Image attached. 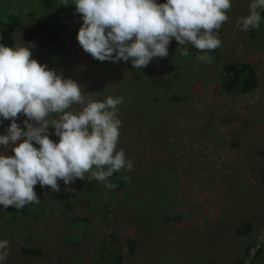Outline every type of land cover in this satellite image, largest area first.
Returning a JSON list of instances; mask_svg holds the SVG:
<instances>
[{
	"label": "rangeland",
	"instance_id": "obj_1",
	"mask_svg": "<svg viewBox=\"0 0 264 264\" xmlns=\"http://www.w3.org/2000/svg\"><path fill=\"white\" fill-rule=\"evenodd\" d=\"M251 2L231 0L218 32L221 45L207 53L215 62L198 60V50L172 39L166 59L135 69L131 59L101 62L83 51L74 0L67 6L51 0V9L40 0H0V30L8 16L20 19L10 32L13 48L35 45L32 59L81 85L86 100L124 98L117 106V150L133 163L114 173L122 186L108 178L113 189L86 173L69 185L58 181L59 192L38 183V204L13 213L0 205V240L10 245L2 264H264V10L258 9L257 29L237 27ZM35 23H62L57 42H25L24 31ZM240 62L257 78L249 95L221 88L220 67ZM25 119L16 120L22 130ZM10 123L0 117V135ZM48 132L58 142L54 129ZM15 146L0 145V154L14 155ZM245 222L251 231L236 236ZM23 247L41 254L25 257Z\"/></svg>",
	"mask_w": 264,
	"mask_h": 264
},
{
	"label": "clouds",
	"instance_id": "obj_2",
	"mask_svg": "<svg viewBox=\"0 0 264 264\" xmlns=\"http://www.w3.org/2000/svg\"><path fill=\"white\" fill-rule=\"evenodd\" d=\"M63 3L67 6V0ZM74 5L82 19L76 38L83 51L101 62L131 59L135 69L147 67L153 58L166 59L172 39L179 46H193L200 53L198 60L210 62L207 53L221 45L218 32L232 6L231 0H74ZM258 9L264 10V0H252L249 14L237 21L239 30L259 27ZM32 47L0 46V117L11 121L0 145L5 151L16 145L14 155L0 154L4 209L40 203L34 191L38 183L59 192L58 181L69 185L89 173L113 189L108 178L133 168L124 151L117 150V106L124 98L86 100L81 85L32 59ZM182 54L187 55V49ZM73 105H83L82 110L74 113ZM20 114L26 117V130L16 122ZM49 128L58 142L49 138ZM123 179L130 182L127 176ZM9 247L7 240H0V264L7 260Z\"/></svg>",
	"mask_w": 264,
	"mask_h": 264
},
{
	"label": "trees",
	"instance_id": "obj_3",
	"mask_svg": "<svg viewBox=\"0 0 264 264\" xmlns=\"http://www.w3.org/2000/svg\"><path fill=\"white\" fill-rule=\"evenodd\" d=\"M40 2L47 9H51V0H40ZM264 11L262 12V14ZM32 14V13H31ZM29 16V14H28ZM20 24V19L18 16H8L2 30H0V46H7L13 48V41L10 32L15 29ZM63 24L57 23L54 25H45L44 23H35L28 27L23 33V40L27 43L33 42L36 45L41 44H55L58 40V34L62 30ZM215 54L214 51H212ZM212 62L216 61V56L211 58ZM219 75L221 77L222 83L221 88L226 93L230 94H245L249 95L253 92L257 85V78L252 67L246 62L240 63H227L220 67ZM172 100H178L176 97H171ZM96 101L102 102L101 99ZM113 182L122 186L123 181L121 179H114V174L109 177ZM8 211L14 212L15 208L8 207ZM251 231V224L249 222L243 223L239 226L235 234L238 237H244ZM113 239V237H111ZM128 252L132 253V248L134 247V242L129 240L127 242ZM250 245L248 244L245 248V257H248V250ZM20 252L25 257H38L40 256V251L34 248H21ZM119 260V258H116ZM234 264H243L242 260L234 262Z\"/></svg>",
	"mask_w": 264,
	"mask_h": 264
}]
</instances>
